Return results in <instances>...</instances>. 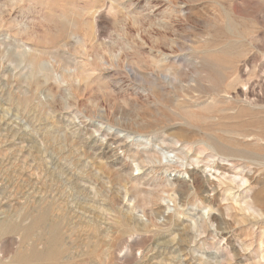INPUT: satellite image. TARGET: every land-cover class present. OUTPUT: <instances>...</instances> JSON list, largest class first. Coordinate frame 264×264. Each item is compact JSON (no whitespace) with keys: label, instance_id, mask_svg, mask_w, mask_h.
<instances>
[{"label":"rangeland","instance_id":"obj_1","mask_svg":"<svg viewBox=\"0 0 264 264\" xmlns=\"http://www.w3.org/2000/svg\"><path fill=\"white\" fill-rule=\"evenodd\" d=\"M58 217L65 264H264V0H0V264Z\"/></svg>","mask_w":264,"mask_h":264},{"label":"bare ground","instance_id":"obj_2","mask_svg":"<svg viewBox=\"0 0 264 264\" xmlns=\"http://www.w3.org/2000/svg\"><path fill=\"white\" fill-rule=\"evenodd\" d=\"M161 72H162V70H161ZM117 124H118V122H117ZM106 136H107L106 144L107 143L108 144L105 146V148H103V144H99V150L100 151L102 149H106V148L108 151H110L111 150V144L112 145L115 144L114 148L115 147L122 148V147H125L127 145L126 141L120 139V137L117 135L106 134ZM93 140H94L93 136L91 134H89V142H86V144L88 143V145H90ZM84 154H86V152H84ZM136 154H138V153H136ZM216 168L221 169V168H225V166L216 165ZM186 172L188 174V179L187 180L186 179L181 180L183 186H185L186 188L184 190L183 189H181V190L177 189L178 199H179V202L181 203L182 206H184V204H185L184 200H185L186 196H188L190 194V191L193 189L192 184H194L193 182L195 181L194 172L188 171V170ZM197 179L200 182V186L197 187V193L196 194L199 196V198L202 200V202H205L207 204H213L212 199L208 195V192L214 191L215 188L212 187L209 190L208 184H210V182L207 178H204L201 174L197 175ZM79 189L80 190H78V192L83 191L82 188H79ZM251 204L254 207L258 206L255 202V199L252 200ZM59 209H61V208H59ZM48 210L49 209L45 210L44 213H42L38 217L34 218L33 224L31 225V228H33V227L36 228L40 225L48 224V221H49L48 212H50ZM57 219L58 220L52 221L49 225V230L47 232L48 237L45 239L44 247L41 250H37L34 246H32L29 249L28 254H25L23 252L16 253L14 256V261H13L14 264H65V262L67 260H70V255H67V257L65 256L68 249L62 245L61 227H62L63 221L65 220V217H63L62 220L60 217H58ZM87 225H89V223H87ZM11 226L13 229H15V228L18 229V225L11 224ZM0 229H2V228H0ZM29 230H31V229L29 228L28 230L27 229L24 230L23 241L28 239V231ZM40 239H42L41 236L37 240H40Z\"/></svg>","mask_w":264,"mask_h":264}]
</instances>
